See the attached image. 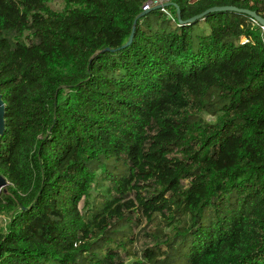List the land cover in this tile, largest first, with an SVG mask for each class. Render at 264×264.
I'll list each match as a JSON object with an SVG mask.
<instances>
[{
    "label": "trees",
    "instance_id": "obj_1",
    "mask_svg": "<svg viewBox=\"0 0 264 264\" xmlns=\"http://www.w3.org/2000/svg\"><path fill=\"white\" fill-rule=\"evenodd\" d=\"M51 1L0 0V264H264V29L185 23L264 0Z\"/></svg>",
    "mask_w": 264,
    "mask_h": 264
},
{
    "label": "rangeland",
    "instance_id": "obj_2",
    "mask_svg": "<svg viewBox=\"0 0 264 264\" xmlns=\"http://www.w3.org/2000/svg\"><path fill=\"white\" fill-rule=\"evenodd\" d=\"M50 6L55 9V10H63L65 7V0H52L50 2ZM246 58H238L234 60L231 64L227 65L225 68L222 70V75L225 79L229 80L234 77H241L244 75L247 70H248V61ZM205 118L207 120H213L212 116L205 115ZM8 192L7 186L2 189V193L6 194ZM94 195H96V192H94ZM135 198V195L132 194L129 196V199ZM84 206V201L82 200L79 204L80 208H83ZM11 218V214L9 212L6 213H0V229H4L9 222ZM144 227V228H143ZM152 228L151 225H148L146 221H144L140 225L134 226V235H135V242L133 244V247L135 250L140 251L143 250L144 248L151 246V240L150 238L145 236V232L149 231ZM145 229V230H144ZM125 254V253H124ZM133 258H130L129 260L126 261L125 264H131Z\"/></svg>",
    "mask_w": 264,
    "mask_h": 264
},
{
    "label": "water",
    "instance_id": "obj_3",
    "mask_svg": "<svg viewBox=\"0 0 264 264\" xmlns=\"http://www.w3.org/2000/svg\"><path fill=\"white\" fill-rule=\"evenodd\" d=\"M168 4L169 3H167L166 6ZM153 8L158 9V8H160V6H156V7H153ZM149 10H144L137 17V19L140 16L145 15L147 12H149ZM216 11H235V12L247 14V15L251 16L264 29V16H262L259 13H257V11H255V10H251L249 8H240V7L233 6V5L213 6V7L209 8V9H207L206 11H204V12H202V13H200V14L192 17V18H190L189 20L185 21V23L190 24V23L196 21L197 19L204 18V16L206 14H208L210 12H216ZM178 17H179V21L180 22H183L182 19H181V17H180L179 10H178ZM134 31H135V27H134L133 32L131 33V35L129 37V40L122 47L129 46L132 43V41L134 39ZM104 50H111V48L110 47H107ZM5 116H6V104L4 102V99H3L2 94L0 93V136H2L4 134L5 129H6V119H5ZM9 183L10 182L7 179V177L4 176L2 173H0V192Z\"/></svg>",
    "mask_w": 264,
    "mask_h": 264
},
{
    "label": "built area",
    "instance_id": "obj_4",
    "mask_svg": "<svg viewBox=\"0 0 264 264\" xmlns=\"http://www.w3.org/2000/svg\"><path fill=\"white\" fill-rule=\"evenodd\" d=\"M169 2V0H149L147 1L144 6H143V9L144 10H149L153 7H156V6H160V8L165 11L170 17L173 18V15L172 13L167 9V6L166 4Z\"/></svg>",
    "mask_w": 264,
    "mask_h": 264
}]
</instances>
